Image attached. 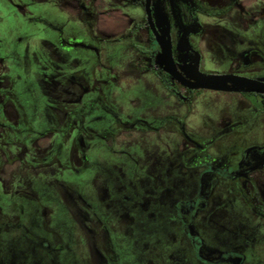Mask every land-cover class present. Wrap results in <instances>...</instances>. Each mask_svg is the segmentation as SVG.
I'll return each instance as SVG.
<instances>
[{
	"label": "flooded vegetation",
	"instance_id": "1",
	"mask_svg": "<svg viewBox=\"0 0 264 264\" xmlns=\"http://www.w3.org/2000/svg\"><path fill=\"white\" fill-rule=\"evenodd\" d=\"M148 1L186 80L264 82L217 58L240 0ZM154 32L146 0H0V264H264V93L180 83Z\"/></svg>",
	"mask_w": 264,
	"mask_h": 264
},
{
	"label": "rangeland",
	"instance_id": "2",
	"mask_svg": "<svg viewBox=\"0 0 264 264\" xmlns=\"http://www.w3.org/2000/svg\"><path fill=\"white\" fill-rule=\"evenodd\" d=\"M216 2H220V0H215ZM241 3L239 4L240 6V11L234 9L233 11H227L223 16H221L224 20H226V23L228 22L230 25L228 26V31L226 30V34H233L236 35V40L235 42H229L222 44V49L218 48L217 51V58L220 61H224L226 58L234 57V55L237 54V52L240 50L241 47L244 46H253L257 51L253 53V56L251 58V63L249 66L245 69L246 72L250 74H258L264 72V0H240ZM162 10L163 12H166V6L162 5ZM245 8L242 10H248L244 11V13L241 12V8ZM249 12L250 16L247 14ZM168 13V11H167ZM17 16V17H16ZM239 18H238V17ZM14 17L16 18H21L18 15L14 14ZM111 17L114 18V14H111ZM215 20V19H214ZM212 20V22H214ZM221 20V18L219 19ZM214 24V23H213ZM38 26L31 24V29H37ZM26 31V30H24ZM211 34H219V32H213ZM8 37L6 38V40ZM242 40H245V42H242ZM203 51L206 53H211L210 51H215L213 48H208V44H204L203 46ZM215 51V52H216ZM241 62V58L237 59V63ZM224 69V68H223ZM130 77V75H128ZM135 112L139 113L140 109L135 108ZM103 118L100 119H95V121H98L101 123L104 122V115L102 114ZM254 133L251 131L246 132L245 135L240 136L237 138L236 145L241 146L243 143H247V141H250L253 139ZM45 140H40L37 145H41L44 143ZM48 141V139H46ZM39 145V146H40ZM3 177L5 179H16L19 178V175L21 172L19 171H14L10 169L9 166L4 167ZM9 170V171H8ZM19 174V175H18ZM31 178H38L40 175H44L43 180H46V182H49L51 180L50 170H38L34 169L32 171ZM39 174V175H38ZM64 179H67L69 183L71 182L72 175L68 171H63L62 173ZM1 176V175H0ZM12 191L14 189H17L15 186H9L5 187L4 190L6 193L8 191ZM179 190H183L184 188H178ZM65 193V192H64Z\"/></svg>",
	"mask_w": 264,
	"mask_h": 264
},
{
	"label": "water",
	"instance_id": "3",
	"mask_svg": "<svg viewBox=\"0 0 264 264\" xmlns=\"http://www.w3.org/2000/svg\"><path fill=\"white\" fill-rule=\"evenodd\" d=\"M146 14L148 16L149 24L154 32L150 22L149 1L146 0ZM155 34V32H154ZM156 39L161 48V60L164 69L170 73L177 81L190 88H206L213 90L237 91L244 89L245 91H254L264 93V82L235 76V75H207L194 71L189 75L194 82L186 80L175 68L171 57L170 41L166 30L162 32V37L155 34Z\"/></svg>",
	"mask_w": 264,
	"mask_h": 264
}]
</instances>
